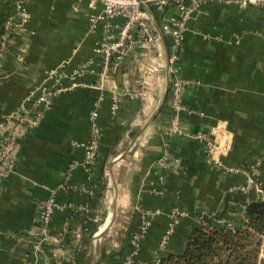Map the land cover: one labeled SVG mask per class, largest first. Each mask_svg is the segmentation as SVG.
Instances as JSON below:
<instances>
[{
  "label": "crops",
  "instance_id": "1",
  "mask_svg": "<svg viewBox=\"0 0 264 264\" xmlns=\"http://www.w3.org/2000/svg\"><path fill=\"white\" fill-rule=\"evenodd\" d=\"M89 4H27V22L0 53V121L16 112L51 70L69 73L89 59L99 61L94 50L101 32H89ZM187 4L192 11L178 63L185 108L178 117L180 131L168 134L175 116L169 106L167 69L152 76L145 89L140 70L145 48L139 44L109 83L122 96L121 111L113 121L107 96L99 109L100 150L87 169L81 165L83 145L89 141L100 92L95 77L79 80L78 88L55 98L38 128L16 138L14 173L0 179V264H126L132 251L128 236L142 220L139 208L156 215L133 261L150 264L184 250L199 216L213 214L229 201L224 216L239 215L241 222L246 205L262 197L264 165H257L264 156V8L196 5L191 0ZM168 14L179 16L173 8ZM7 15L18 16L17 0H0V32ZM123 23L114 19L113 30ZM168 43L162 38L157 45L165 64ZM197 134L216 142L222 165L214 164L206 145L190 136ZM1 136L8 138L9 132ZM165 152L166 166L160 168L157 162ZM75 162L79 167L69 176ZM228 168L242 169L230 174ZM251 177L254 186L247 193L238 190L233 197L237 201L226 198L229 190L246 186ZM52 198L56 211L45 241L37 205ZM175 210L186 215L179 218L160 255Z\"/></svg>",
  "mask_w": 264,
  "mask_h": 264
},
{
  "label": "built area",
  "instance_id": "2",
  "mask_svg": "<svg viewBox=\"0 0 264 264\" xmlns=\"http://www.w3.org/2000/svg\"><path fill=\"white\" fill-rule=\"evenodd\" d=\"M32 0H17L18 16L7 15L1 24L0 53L5 45L16 34L18 27L27 22V4ZM189 0H90L89 32H101L100 39L96 43L95 54L99 58L89 59L72 72H65L62 68L48 72L44 82L31 91L22 101L18 110L0 121V179H7L13 173L16 166L15 146L16 138L24 130L36 129L51 109L53 102L59 95L78 88L79 80L92 76L96 78L94 87L100 92L91 113V131L85 148V161L83 164L87 169L91 168L100 150L102 141V129L98 124L99 109L106 100L110 98L111 119L114 121L121 111L122 96L116 87H110L113 76L118 71L120 64L130 58L142 45L145 48L143 59L140 60L142 83L145 89L150 86V78L162 69H167L168 82L170 86L169 106L173 111L175 119L168 128V134L173 135L180 131L179 115L185 108L182 103L184 83L179 77L180 53L184 42V33L192 8L188 6ZM196 5L208 2L235 4L241 9L248 7L264 8V0H191ZM173 8L178 12V17L168 14V9ZM160 20L161 26L157 27L156 18ZM116 18L124 20L118 31L113 30L112 22ZM19 22V23H18ZM168 40L167 64L163 62L164 55L157 50L161 39ZM68 83V84H65ZM9 132L8 138L1 134ZM203 142L210 160L217 165H222L218 157V147L209 136L205 134L190 135ZM75 147L79 145L75 144ZM166 153V152H165ZM168 153L158 162L157 166H166ZM264 165V156L259 160L257 166ZM79 167L75 162L68 168V175ZM240 169H237L239 171ZM233 172L235 170H232ZM254 186L252 177L246 186L240 188L243 193ZM139 210V209H138ZM56 211L54 198L41 202L37 205V215L40 219V237L43 240L50 239V225ZM142 223L137 231L132 234L130 244L137 249L138 242L147 234L152 225L155 213L140 212ZM180 215V214H179ZM178 219L173 215L170 228L163 235L159 248L164 249L168 245L173 234V225ZM133 255L128 256L126 264H134Z\"/></svg>",
  "mask_w": 264,
  "mask_h": 264
},
{
  "label": "trees",
  "instance_id": "3",
  "mask_svg": "<svg viewBox=\"0 0 264 264\" xmlns=\"http://www.w3.org/2000/svg\"><path fill=\"white\" fill-rule=\"evenodd\" d=\"M262 190L259 200L246 205L239 224L218 226L208 220L209 224L194 225L184 250L150 264H264V188ZM233 200L237 201L238 197Z\"/></svg>",
  "mask_w": 264,
  "mask_h": 264
},
{
  "label": "rangeland",
  "instance_id": "4",
  "mask_svg": "<svg viewBox=\"0 0 264 264\" xmlns=\"http://www.w3.org/2000/svg\"><path fill=\"white\" fill-rule=\"evenodd\" d=\"M229 170L227 171L228 173H235L236 172V170L234 171V172H231L230 171V168H228ZM241 169L242 168H240V170L239 171H241ZM249 180V179H248ZM248 182V181H247ZM252 188V187H251ZM250 188V189H251ZM264 187H262V188H259V190L260 191H262V189H263ZM249 189V190H250ZM238 190H240V188L239 189H231V190H229L228 192H227V195H226V198L227 199H231V198H233L234 196H236V195H238L239 193H236ZM248 190V191H249ZM247 193V192H246ZM110 195H112V193H110L109 194V197H111ZM112 198V197H111ZM110 198V199H111ZM225 204V202H223L222 204H221V208L219 209V211H217V212H215V213H213V214H210V215H208V216H206V215H203V216H199L198 217V219H197V221H196V224L195 225H199V224H204V225H206V224H209V223H207V221L208 220H211V222H210V224H215V225H218V226H231L232 224H239L240 223V219L238 218L239 217V215H237V216H231L230 214H227L226 216H224L223 218H220L219 216H220V213H221V211H222V208H224V205ZM142 211V209L141 208H139V210H137V212L139 213V214H141L140 212ZM177 214V217H178V219H176V223L173 225V233H174V227H175V225L178 223V220H179V218L181 217V216H185L186 215V212H182V211H179V210H175L174 212H173V214H172V216L174 215V214ZM180 214V215H179ZM141 223H142V220H141V222H140V224L139 225H141ZM137 230H135L134 232H132L131 233V235H129L128 237V240H130V238H131V236H132V234H134L135 232H136ZM143 236H145V235H143ZM129 243H130V241H129ZM130 246H131V244H130ZM138 247V246H137ZM132 248V247H131ZM165 249L166 248H164V249H161V248H159L158 249V253L161 255L164 251H165ZM131 254L133 255V257L135 256V254H136V250L135 249H133L132 248V251H131ZM130 254V255H131ZM157 256H159V255H157ZM132 257V258H133Z\"/></svg>",
  "mask_w": 264,
  "mask_h": 264
},
{
  "label": "water",
  "instance_id": "5",
  "mask_svg": "<svg viewBox=\"0 0 264 264\" xmlns=\"http://www.w3.org/2000/svg\"><path fill=\"white\" fill-rule=\"evenodd\" d=\"M122 73H123V68H120V70H119V74H118V79H119V81L121 80ZM168 92H169V90H168ZM166 99H167V96H166V98H165V101H166Z\"/></svg>",
  "mask_w": 264,
  "mask_h": 264
}]
</instances>
